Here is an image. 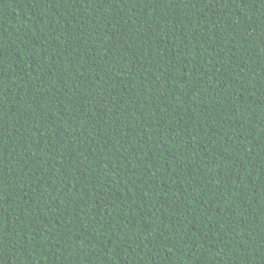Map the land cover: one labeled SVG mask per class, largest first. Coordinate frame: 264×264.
<instances>
[{
    "label": "trees",
    "instance_id": "16d2710c",
    "mask_svg": "<svg viewBox=\"0 0 264 264\" xmlns=\"http://www.w3.org/2000/svg\"><path fill=\"white\" fill-rule=\"evenodd\" d=\"M0 264H264V0H0Z\"/></svg>",
    "mask_w": 264,
    "mask_h": 264
}]
</instances>
